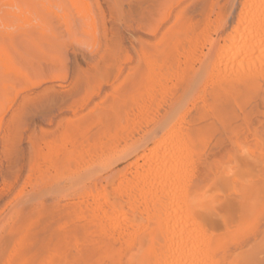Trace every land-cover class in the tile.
Returning <instances> with one entry per match:
<instances>
[{"label": "rangeland", "instance_id": "1", "mask_svg": "<svg viewBox=\"0 0 264 264\" xmlns=\"http://www.w3.org/2000/svg\"><path fill=\"white\" fill-rule=\"evenodd\" d=\"M215 1L157 0L155 6H158L148 12L144 7L148 5L147 0H0V224H3L0 264H5L14 252L24 226L27 235L21 248L26 249L17 250L16 254L18 257L21 253L19 258L25 264H77L69 245L68 206L63 207L74 198L52 192L86 191L90 186L80 177L82 172H74V164L68 159L71 150L75 153L73 143L76 147L82 140L85 144L101 140L112 141L119 149L129 146L123 155L120 151L124 158L120 159V154L116 156V169L151 148L163 133L154 124L163 115L169 98L166 96L165 105L158 106V112L139 117L138 98L143 96L146 85L143 82L139 85L133 74L143 70L141 50L145 49L147 55L153 54L156 52L153 43L160 39L169 41V48L177 44L176 49L180 44L183 48L179 47L178 51L183 52L185 46L201 41L208 21L226 5L229 25L222 27L217 37L223 36L244 8L243 0ZM226 1L231 5L227 6ZM139 2L144 7L140 12ZM166 5L175 9H167ZM165 10L172 13L173 24L186 21L180 27L185 30L179 42L172 40L177 36L173 32L178 30L174 26L181 23L172 25L170 14ZM163 12L169 15L167 21ZM159 17L161 23L164 21L162 25L158 24ZM155 26L158 34L148 36ZM170 26L174 27L172 31ZM140 39L147 42L144 48ZM136 42L139 48L135 47ZM260 96L250 101L249 107L264 103ZM216 124L214 133L197 148V161L189 177L190 184L195 185L192 191H206L202 201L210 207H207L209 212L213 211L223 220L229 219L233 233L229 248L238 256L239 264H264V108L252 113L250 110L228 113L219 116ZM65 155L72 164L69 167L67 159L62 164ZM51 160H56L57 168L53 163L49 165L47 161ZM73 179H79L81 186L74 189ZM219 218L212 216L210 220L217 223ZM13 223L21 226L20 230L9 234ZM220 232L216 234L224 236ZM56 247L57 259L55 254L54 258L51 254L48 256L49 250Z\"/></svg>", "mask_w": 264, "mask_h": 264}, {"label": "bare ground", "instance_id": "2", "mask_svg": "<svg viewBox=\"0 0 264 264\" xmlns=\"http://www.w3.org/2000/svg\"><path fill=\"white\" fill-rule=\"evenodd\" d=\"M156 1L147 0L148 5L144 6L146 11L150 12L152 7L156 8L158 6H155ZM141 2L138 3L141 8L139 12L143 7ZM228 2L226 1L227 6L231 5ZM130 4L132 5V3ZM216 4L214 5L216 6ZM174 5L176 4L174 3ZM162 6L165 7V4ZM225 6L215 12L214 19L209 20L207 24L205 22L206 28L201 41L193 43L190 41L192 44L189 46L185 42L188 47L185 46L183 52L178 51L179 47L183 48L180 44H178V48L176 46V49L175 45L177 44H172L173 47L169 48L168 44L171 45L169 41L166 43V41L157 39L153 43L156 52L153 53L154 47L151 43L153 54L148 51L151 48L149 47L146 52L150 55H147L145 49H142L147 42L140 39L143 41L141 49L144 50L142 52L140 49L141 66H143V62L144 66L143 70H140L136 75L132 73L139 85L140 82L146 85L145 88L143 83L140 86V88H144V93L141 98L140 96L138 98L140 104L136 105L139 117L144 114H153L161 103L165 105L166 96L169 98L163 115L154 124L155 128L159 127L163 131L155 139L154 146L144 149L140 155L116 169L114 168L117 163L116 156L120 154V159L124 158L122 155L127 152L126 149L130 148L126 144L124 147L120 146L121 149H119L117 144L111 143L112 141L104 143L100 140L85 144L86 141L82 140V144L79 145L77 142L76 147L73 143L75 153L71 150L68 153V157H70L68 159L74 164V172H82L80 177L85 178L90 186L86 191H59L60 189H58V191L52 192L59 196L60 194L61 196L62 194L72 195L74 198L67 204L65 203L63 207L66 205L69 207V209L67 207V215L69 211L70 226L67 230H69V245L72 246V257L75 263L239 264V260L236 259L237 255L231 253L229 248V238L233 234L229 219L223 220L213 211L209 212L210 207L202 201L205 199L203 194L207 192L192 191L195 185L190 184L189 178L191 167L197 161V148L211 135L219 116L237 111L244 113L246 110H250L252 113L255 109L264 108L263 102L260 105L258 103L254 107H249L258 94H261L260 100H264V0H243L244 8L242 7L237 13V20L233 21L234 24L232 23L233 25L223 36L220 35L221 38L220 36L218 38L219 30L229 22L228 7L226 10ZM164 7H161L162 10ZM169 7L172 6H167V9ZM143 10L145 11V9ZM159 10H157V14ZM167 14L165 13L166 17ZM165 16L162 18L164 19ZM182 17L181 15V19ZM162 18L159 17V25L167 21L169 15L161 23ZM181 21L186 23L185 19ZM176 22L174 24L172 22V25L181 23L180 20L178 23ZM182 23L181 26L177 25L178 28L170 26L171 31L174 28V30L178 29L180 34L181 32L184 34L185 27L184 30L180 28ZM159 25L158 27H160ZM155 27L154 30L148 32V36L151 33L154 35L156 30H159L157 26ZM177 31L173 32L175 35L177 34L173 40L170 38L172 34L170 35V31H168L170 40L179 42L182 34L178 36ZM156 33L158 34V32ZM165 33L164 35L168 37ZM185 35L184 41L188 37L186 33ZM161 36L163 37V35ZM135 39L133 40L135 41ZM149 40L151 41L152 38ZM148 43L150 44V42ZM135 44L137 45L139 42ZM135 47L139 48L138 45ZM134 50L136 51L135 48ZM137 58L140 59V57ZM138 68L135 69L138 70ZM129 101L131 102V100ZM151 133L153 134V132ZM120 151H123L122 155ZM66 159L67 156L65 161L64 158L62 159V164L66 162ZM68 159L66 164L69 167V164H72ZM53 161L47 162L49 165L53 163L54 168H57L56 160ZM73 180L75 181V179ZM75 182L71 184L74 189L81 186L79 179ZM212 205L214 204L212 203ZM212 216L219 218L218 224L211 221ZM219 221L222 223L217 227ZM2 225L1 223L0 229ZM11 225L9 234L14 230L15 232L20 230L21 226L17 227L18 225L14 223ZM24 228L22 227V231L19 232V238L15 244L17 247L13 249L14 252L12 251L11 256L7 257L5 264H23L22 257L19 258L21 253L17 257L16 251L26 249L21 248L27 235V230ZM218 231H221L224 236L216 234ZM50 240L52 242V238ZM50 244L49 242V246H51ZM12 247L14 248V246ZM27 249L29 250V248ZM56 251L57 247L49 250L48 256L51 254L54 258ZM29 253L27 257L30 256ZM55 259H57V255ZM49 261L51 262V260Z\"/></svg>", "mask_w": 264, "mask_h": 264}]
</instances>
